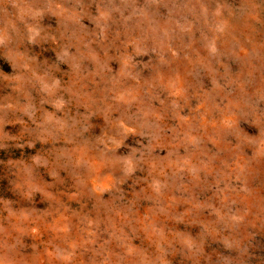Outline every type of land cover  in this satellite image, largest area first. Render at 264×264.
<instances>
[{
    "label": "rangeland",
    "instance_id": "rangeland-1",
    "mask_svg": "<svg viewBox=\"0 0 264 264\" xmlns=\"http://www.w3.org/2000/svg\"><path fill=\"white\" fill-rule=\"evenodd\" d=\"M0 264H264V0H0Z\"/></svg>",
    "mask_w": 264,
    "mask_h": 264
}]
</instances>
